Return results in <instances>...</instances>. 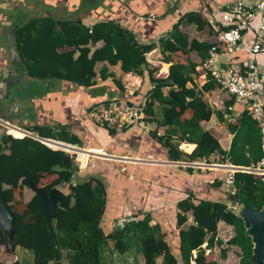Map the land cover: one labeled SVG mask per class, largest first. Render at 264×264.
I'll list each match as a JSON object with an SVG mask.
<instances>
[{"label": "trees", "instance_id": "1", "mask_svg": "<svg viewBox=\"0 0 264 264\" xmlns=\"http://www.w3.org/2000/svg\"><path fill=\"white\" fill-rule=\"evenodd\" d=\"M193 23L197 24L198 29L208 27L209 32L214 35V40L207 42L199 41L195 37L190 39L189 33L183 32L180 26ZM58 24L53 16L47 15L28 20L16 28L17 49L20 57L26 61V69L31 77H59L78 85L92 86L95 84L97 61H108L112 65L120 62L123 71L145 74L151 84L150 89L142 90L146 95L142 120L153 115L155 101H158L162 106L161 123L182 127L181 137L197 144L195 150L187 154L170 142V136H158L154 132L152 135L155 139L169 147L168 152L172 160L207 157L213 147L225 154L217 139L203 130L199 122L181 120L187 109L192 107L199 111L201 107L199 92L193 82L197 63L191 60L189 55L196 51L201 58L198 62L202 63L217 40V31L200 12L184 13L173 24L168 35L160 38L161 45L170 52L182 51L188 55V64L172 62L165 78L156 77L155 69L143 68V64H147L146 53L154 49L156 43L139 42L130 30L119 23L101 20L91 27L70 23L64 25L65 30L62 32L56 30ZM236 26L241 28L245 36L248 35L246 27L237 18H233L221 28ZM98 41H103V44L91 52L89 45ZM66 45L76 49L60 52ZM77 50L79 54L75 56ZM165 61H171L170 57L166 56ZM100 76L102 79L111 77L118 89L124 90L120 79L107 67L101 69ZM189 81L194 86L188 87ZM166 86H169L170 90L164 95L162 88ZM215 86L216 82L209 79L201 89L207 90ZM138 95L134 93L130 96L126 93L124 98L114 99H124L128 104L134 105L144 99L143 95L139 98ZM231 100L228 105L232 103ZM110 101L108 99L97 102L92 108L108 105ZM209 114L210 112L200 114L199 118H208ZM241 116L256 124L247 109L241 111ZM102 125L107 127L111 134L116 132V127L109 126L107 121ZM130 125L132 124H124L121 130L129 129ZM29 130L41 137L81 144L77 136L69 135L65 127L54 132L51 126L35 125ZM228 156L236 165L249 166L263 157L261 143L258 141L256 144L255 138L252 141L248 138L240 141L236 134ZM53 175L50 182L40 185L42 180ZM29 177L34 185L42 186L45 190H51L58 185L68 187V192L58 204V216L52 220L53 230H50L41 196L33 194L22 210L15 208V198L23 193V185ZM0 180L4 183L3 191L8 206L17 218L16 248L21 247L30 254V259H21L18 255L12 264H113L117 254L125 253L134 256L133 264H140L138 255L142 256L143 264H222L211 257L212 252L205 254L203 244L206 242L207 248L220 246L222 258L227 257L229 247L238 246L241 249L238 264H251L253 243L251 237L245 234L243 219L232 208V204L262 207L264 201V175L237 170L233 173L235 192L227 193L225 200L203 199L196 203L191 193L178 202L179 239L178 244L174 246L166 239L158 222L151 224L152 215L149 212L133 213L123 226L115 224L113 229L107 231L102 224L107 205V188L103 178L97 174H86L85 170L80 171L75 155L62 149L51 148L34 137H15L4 130L1 132ZM216 183L217 186L223 184L225 188L224 182ZM188 212L193 215V223L186 227ZM220 221L232 225L234 229L233 236L226 242L218 237ZM224 244L227 246H223ZM3 247L5 239L0 226V252ZM160 257L162 259L158 263ZM0 264L6 262L0 260Z\"/></svg>", "mask_w": 264, "mask_h": 264}, {"label": "crops", "instance_id": "2", "mask_svg": "<svg viewBox=\"0 0 264 264\" xmlns=\"http://www.w3.org/2000/svg\"><path fill=\"white\" fill-rule=\"evenodd\" d=\"M227 1L0 0V119L35 134L36 132L29 130L35 125L51 126L54 132L65 127L69 135L77 136L80 140L81 144L75 145L96 151L89 154L86 164L80 168V171L97 174L106 184L107 213L103 217L102 224L107 231L113 229L115 224L123 226L133 213L149 212L152 215L151 224L158 222L166 239L176 246L179 239L178 202L191 193L196 203L203 199L225 200L226 189L223 184L217 186L216 182H224L230 169L227 167L247 166L236 165L229 160L228 152L233 140L237 134L240 141L245 138L252 141L255 138L256 144L258 141L261 143L259 128L247 117L241 116L243 105L237 103L229 94L220 92L217 86L207 90L201 89L211 78L199 69L201 63L198 61L201 58L196 51H192L189 58L197 63L193 82L199 92L201 107L199 111H195L192 107L187 109L181 120L190 119L199 122L203 130L217 139L225 154L213 147L207 157L172 160L168 152L169 147L155 139L152 135L154 132L158 136H170V142L187 154L192 153L197 144L181 137L182 127L161 123L162 106L158 101H155L151 117L141 119L136 124L131 123L132 125L125 131L121 130L123 125L108 123L109 126L116 127L114 134L90 116L92 105L100 101L124 98L126 93L130 96L138 93V98L141 95L145 98L146 95L142 90L151 88L145 74L125 72L120 62L112 65L108 61H97L95 64L97 74L94 78L95 84L92 86L78 85L59 77H31L26 69V61L20 57L17 49L16 28L28 20L47 15L53 16L59 22L56 28L58 32L64 31V25L70 23L91 27L101 20L114 21L130 30L139 42L156 43V47L146 53V66L155 69L156 77L165 78L169 74L171 63L186 65L188 55L182 51L170 52L161 45L160 38L167 36L177 19L188 11L200 12L213 28L225 26L228 21L225 20L223 11ZM180 28L183 32L189 33L190 39L195 37L199 41L207 42L214 40V35L209 32L208 27L198 29L197 24L193 23L181 24ZM251 40L252 33L248 32L245 42L250 43ZM102 44L103 41L90 44L91 52ZM73 49L76 48L66 45L60 52ZM78 54L77 50L75 56ZM166 56H169L171 61H165ZM245 56L241 53L238 59L249 58ZM229 59L224 58L222 61L227 62ZM257 59L262 61L263 57ZM104 67L114 72L120 79L124 86L123 91L118 89L111 77L101 78L100 71ZM187 86L191 87L194 84L189 81ZM169 90V86L162 88L164 95H167ZM230 100L232 103L229 105L233 104L235 115V119L231 122L225 120L222 113V106H228ZM207 112H210L208 118H199L200 114ZM3 130L6 131V126L0 123V134ZM193 161L204 162L205 165L195 166L192 165ZM31 191L29 187L24 186L23 194L26 196V201L33 196ZM188 216L186 227L193 223L192 213L188 212ZM233 234L232 225L224 221L219 222L220 239L226 242ZM206 245L207 242L203 247ZM217 248L220 246L215 245L211 250L214 256ZM138 259L144 263L141 255H138ZM161 259V257L158 259V263ZM214 259L222 263L218 257Z\"/></svg>", "mask_w": 264, "mask_h": 264}, {"label": "built area", "instance_id": "3", "mask_svg": "<svg viewBox=\"0 0 264 264\" xmlns=\"http://www.w3.org/2000/svg\"><path fill=\"white\" fill-rule=\"evenodd\" d=\"M223 12L227 23L233 18L242 22L247 32L252 33V40L250 43L245 42V35L239 26L229 29L214 26L217 31L216 43L209 49L208 56L200 64L199 69L216 82L220 92L233 96L237 103L247 109L259 128L263 152V157L249 166L227 167L230 169L224 178L225 189L227 193L233 194L235 171L242 170L264 175V0H228ZM241 53L249 58L238 59ZM260 56L263 57L262 61L257 59ZM224 58L230 59L224 62L222 61ZM145 101L146 97L140 103L130 105L124 99H113L108 105L94 107L90 116L100 123L107 121L110 124L124 125L140 122L144 116ZM222 113L227 121L231 122L235 119L233 104L222 106ZM8 127H6L7 133L11 134ZM67 152L76 155L77 159L76 151L69 149ZM76 161L82 168V163L78 159ZM203 163L193 161L192 165L204 166ZM239 206L238 203L232 204L234 210ZM211 250L205 247V254H209ZM194 254L196 255L195 250Z\"/></svg>", "mask_w": 264, "mask_h": 264}, {"label": "water", "instance_id": "4", "mask_svg": "<svg viewBox=\"0 0 264 264\" xmlns=\"http://www.w3.org/2000/svg\"><path fill=\"white\" fill-rule=\"evenodd\" d=\"M143 68H147L146 63L143 64ZM0 123L4 124L6 127L10 125L16 126L9 121H5L2 119H0ZM24 132L25 135L34 137L42 141L46 145H48L46 141L53 140L58 142L61 141L70 146H75V144L67 143L62 140L41 137L38 134L32 133L27 130H24ZM77 147L81 148L80 146ZM60 149L65 151L69 150V148ZM25 185L33 190L36 195H39L43 198V202L47 211L50 230H53L52 220L58 216V204L66 194V192L60 187H55L51 190H45L42 186L34 185L30 177L25 182ZM3 190L4 183L0 180V226L4 232L5 248L7 251L12 252L15 251L17 247L15 244V237L18 230L17 218L15 214L10 210ZM237 213L243 219L245 234L251 237L253 243L251 264H264V201L262 207H255L248 204L240 205Z\"/></svg>", "mask_w": 264, "mask_h": 264}, {"label": "rangeland", "instance_id": "5", "mask_svg": "<svg viewBox=\"0 0 264 264\" xmlns=\"http://www.w3.org/2000/svg\"><path fill=\"white\" fill-rule=\"evenodd\" d=\"M169 4H171V3H169ZM5 132L7 133V130ZM75 160H77L76 159V155H75ZM53 177H54V175L46 177L44 180L41 181L40 185H43V184H46V183L50 182L53 179ZM24 186L26 187L25 183L23 185V188H24ZM57 187H60L66 193L68 192L67 185H58ZM31 194H35V192L32 190ZM25 202H26V196L23 193L21 195H18V197L15 198V208L17 210H22L24 205H25ZM236 211L238 212V209ZM173 233H174V230H173ZM220 250H221L220 248H217V252L215 253L216 256H214L213 253H212L211 257H213V258L214 257L215 258L218 257V259L221 260V262L223 264H238V262L240 260V254H241V249L239 247H230V250H229L226 258H222L221 257V251ZM8 252L9 251H7L5 249V247H3L1 249V252H0V260L5 261L6 264H12L16 260L18 255H19V257L21 259H30L29 252L24 250L21 247L16 248L15 251H12V252H9V253ZM134 261H135V258L131 254H128V253L117 254L115 256L113 264H133ZM139 263L143 264L140 260H139Z\"/></svg>", "mask_w": 264, "mask_h": 264}, {"label": "bare ground", "instance_id": "6", "mask_svg": "<svg viewBox=\"0 0 264 264\" xmlns=\"http://www.w3.org/2000/svg\"><path fill=\"white\" fill-rule=\"evenodd\" d=\"M164 68H166V65L164 66ZM8 128H9L8 129L9 132L11 134H13L15 137H23V136H25L24 130H22V129L18 128V127L10 125ZM46 142H47V144L49 146H51V148H54V149H56V148H69L70 150L76 151L77 152V159H78V161H80L82 163V165L86 164L88 156L90 154L89 152H94L95 151V150L79 149L78 147L70 146V145H68L66 143H63L61 141L58 142V141L48 140Z\"/></svg>", "mask_w": 264, "mask_h": 264}]
</instances>
